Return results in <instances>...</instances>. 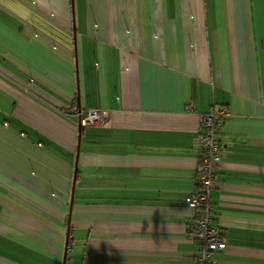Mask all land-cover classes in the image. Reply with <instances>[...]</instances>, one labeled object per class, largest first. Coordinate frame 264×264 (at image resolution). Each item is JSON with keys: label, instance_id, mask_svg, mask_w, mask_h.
I'll return each instance as SVG.
<instances>
[{"label": "crops", "instance_id": "crops-1", "mask_svg": "<svg viewBox=\"0 0 264 264\" xmlns=\"http://www.w3.org/2000/svg\"><path fill=\"white\" fill-rule=\"evenodd\" d=\"M218 107L214 264H264V0H0V264H194Z\"/></svg>", "mask_w": 264, "mask_h": 264}, {"label": "built area", "instance_id": "built-area-1", "mask_svg": "<svg viewBox=\"0 0 264 264\" xmlns=\"http://www.w3.org/2000/svg\"><path fill=\"white\" fill-rule=\"evenodd\" d=\"M72 111L78 115L81 126H101L109 120L104 110L81 112L77 107ZM230 116L226 107L212 108L199 116L200 129L197 136L199 162L195 174L194 190L184 198V203L194 215L188 230L189 238L197 245L198 255L194 264H214V256L225 250L226 242L214 223V207L210 192L221 163L219 135L223 121Z\"/></svg>", "mask_w": 264, "mask_h": 264}, {"label": "water", "instance_id": "water-1", "mask_svg": "<svg viewBox=\"0 0 264 264\" xmlns=\"http://www.w3.org/2000/svg\"><path fill=\"white\" fill-rule=\"evenodd\" d=\"M65 250H66V248H65ZM65 259H66V251H64L63 262L65 261Z\"/></svg>", "mask_w": 264, "mask_h": 264}]
</instances>
